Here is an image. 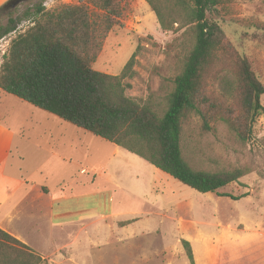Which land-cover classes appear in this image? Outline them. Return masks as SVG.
<instances>
[{
	"label": "rangeland",
	"instance_id": "1",
	"mask_svg": "<svg viewBox=\"0 0 264 264\" xmlns=\"http://www.w3.org/2000/svg\"><path fill=\"white\" fill-rule=\"evenodd\" d=\"M95 2L28 0L5 8L0 25L9 17L21 22L0 39V65L11 39L31 25L23 15L38 4L46 10L85 4L93 14L101 13ZM111 2L119 13L118 23L106 35L91 67L118 75L134 53L133 76L124 80L130 84L125 93L161 112L194 44L181 6L185 0ZM158 15L167 29L161 28ZM210 15L219 22L225 42L250 58L264 83V47L258 41H244V36L254 38L246 22L264 21V0H226ZM234 86L233 74L223 72L211 84L214 93H207L236 108ZM0 124L11 132L10 153L4 159L7 171L29 182H44L54 196L62 192L67 198L57 200L56 207L66 206L74 212L72 217L83 212L116 213L94 222L98 228L91 235L97 237L98 246L75 248L74 259L64 264H189L183 239L189 241L192 253L194 246L197 264H264V116L257 118L247 140L237 138L222 120L211 122L212 129L207 130L196 116L182 131L181 152L194 169L247 172L217 190L228 196L198 193L144 159L131 153L124 156L113 143L1 90ZM69 157L72 160L64 163L62 158ZM244 193L250 197L232 198Z\"/></svg>",
	"mask_w": 264,
	"mask_h": 264
},
{
	"label": "trees",
	"instance_id": "2",
	"mask_svg": "<svg viewBox=\"0 0 264 264\" xmlns=\"http://www.w3.org/2000/svg\"><path fill=\"white\" fill-rule=\"evenodd\" d=\"M225 1L185 0L181 4L194 44L161 112L148 101L125 93L130 84L124 80L133 76L134 53L118 75L91 67L106 35L118 23L119 13L111 0H96L102 12L95 14L85 4L46 10L42 3L24 14L31 25L9 43L0 65V90L124 148L198 193L228 196L217 190L247 172L241 168L222 172L194 169L180 147L182 131L194 116L207 130L212 129L211 122L222 120L240 140L249 139L253 124L264 116V83L250 58L225 42L219 22L210 15ZM157 17L161 28L167 29ZM20 22L18 17H9L0 25V39L14 32ZM246 23L254 38L244 36V41H258L264 47V21ZM223 72H231L235 78L236 108L227 106L221 96L207 93H214L211 84ZM181 244L189 264H194L189 242L183 239ZM44 263L29 246L0 228V264Z\"/></svg>",
	"mask_w": 264,
	"mask_h": 264
},
{
	"label": "crops",
	"instance_id": "3",
	"mask_svg": "<svg viewBox=\"0 0 264 264\" xmlns=\"http://www.w3.org/2000/svg\"><path fill=\"white\" fill-rule=\"evenodd\" d=\"M7 1L0 0V6ZM0 129V146L3 153V159L0 161V228L25 243L48 264L71 262L70 259H74L73 250L80 246L86 249L92 245L98 246L97 237L91 235L92 231L98 228L95 224L101 218L114 217L116 213L99 215L83 212L78 217H72L74 212L65 210L66 206L56 207L59 205L55 203L57 200L63 201L67 198L62 192L54 196L49 188L41 184L44 182H29L20 177L21 175L6 170L4 159L10 153L11 132L9 128L0 126ZM43 134L47 137L44 130ZM115 146L114 150L124 156L130 153L120 146ZM52 154L56 156V153ZM62 160L65 163L72 159L69 157ZM249 197L248 194L244 196L246 199ZM113 227L116 230L119 228L116 224H113ZM193 253L197 264L194 246Z\"/></svg>",
	"mask_w": 264,
	"mask_h": 264
},
{
	"label": "water",
	"instance_id": "4",
	"mask_svg": "<svg viewBox=\"0 0 264 264\" xmlns=\"http://www.w3.org/2000/svg\"><path fill=\"white\" fill-rule=\"evenodd\" d=\"M24 1H28V0H8V2H6L5 4V8L7 9H13L15 8L18 4H20L21 2Z\"/></svg>",
	"mask_w": 264,
	"mask_h": 264
}]
</instances>
